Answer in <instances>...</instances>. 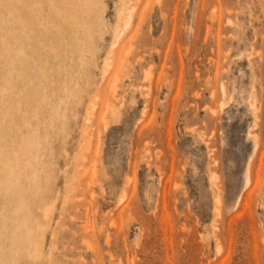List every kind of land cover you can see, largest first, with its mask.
<instances>
[{
  "label": "rangeland",
  "instance_id": "374dc122",
  "mask_svg": "<svg viewBox=\"0 0 264 264\" xmlns=\"http://www.w3.org/2000/svg\"><path fill=\"white\" fill-rule=\"evenodd\" d=\"M0 264H264V0H0Z\"/></svg>",
  "mask_w": 264,
  "mask_h": 264
},
{
  "label": "bare ground",
  "instance_id": "6f19581e",
  "mask_svg": "<svg viewBox=\"0 0 264 264\" xmlns=\"http://www.w3.org/2000/svg\"><path fill=\"white\" fill-rule=\"evenodd\" d=\"M231 20V19H230ZM120 31V30H119ZM114 83V82H113ZM113 86V85H112ZM53 109V108H52ZM20 111V110H19ZM57 111V110H56ZM115 112V111H114ZM35 141H30L29 143V147L32 149L33 147H36V144L34 143ZM38 143H39V140H38ZM40 144V143H39ZM36 152V151H35ZM25 153V152H24ZM15 155V154H14ZM28 155V154H27ZM25 158H27L26 156H24ZM8 159V158H7ZM11 159V158H10ZM18 160V159H17ZM17 160H15V163L17 162ZM27 160H28V158H27ZM26 161V160H25ZM24 161V162H25ZM29 162H30V160H29ZM8 163V162H7ZM10 164V163H9ZM27 164H28V162H27ZM26 164V165H27ZM19 165V164H18ZM20 165H22L21 163H20ZM5 166V165H4ZM23 166V165H22ZM28 166V165H27ZM7 167H8V165H7ZM19 167H21V166H18V168ZM5 168V167H4ZM13 168V167H12ZM16 168V167H15ZM24 168V167H23ZM25 168H26V166H25ZM20 169V168H19ZM27 169H29V168H27ZM5 170V169H4ZM9 170V169H8ZM7 170V171H8ZM16 170V169H15ZM23 170H25V169H23ZM6 171V172H7ZM14 173V172H13ZM31 174H33L34 175V177H35V174L33 173V172H30ZM8 174V173H7ZM20 174V173H19ZM13 176V175H12ZM10 177H11V175H10ZM9 177V178H10ZM18 178V177H17ZM28 178V177H27ZM26 178V179H27ZM30 178V177H29ZM16 179V178H15ZM34 179V178H33ZM30 180V179H29ZM10 181V180H9ZM18 181V180H17ZM15 183V182H14ZM72 192V191H71ZM218 199V198H217ZM46 216V215H45ZM44 236V235H43ZM43 238V237H42ZM40 248H41V246H40V243L38 242L37 244H35V246H34V248H33V250H32V254H38L39 252H40ZM29 252V251H28ZM42 253V252H41ZM34 257V256H33ZM35 258V257H34Z\"/></svg>",
  "mask_w": 264,
  "mask_h": 264
}]
</instances>
